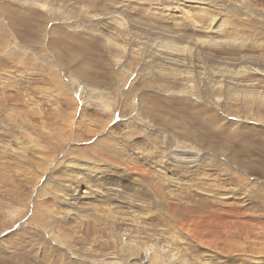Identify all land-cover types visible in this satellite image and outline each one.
<instances>
[{
  "label": "rangeland",
  "instance_id": "374dc122",
  "mask_svg": "<svg viewBox=\"0 0 264 264\" xmlns=\"http://www.w3.org/2000/svg\"><path fill=\"white\" fill-rule=\"evenodd\" d=\"M0 264H264V0H0Z\"/></svg>",
  "mask_w": 264,
  "mask_h": 264
},
{
  "label": "bare ground",
  "instance_id": "6f19581e",
  "mask_svg": "<svg viewBox=\"0 0 264 264\" xmlns=\"http://www.w3.org/2000/svg\"><path fill=\"white\" fill-rule=\"evenodd\" d=\"M142 171V170H141Z\"/></svg>",
  "mask_w": 264,
  "mask_h": 264
}]
</instances>
